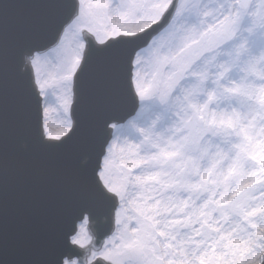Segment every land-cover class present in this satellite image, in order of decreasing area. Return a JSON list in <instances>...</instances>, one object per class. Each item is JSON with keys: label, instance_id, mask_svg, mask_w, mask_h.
Here are the masks:
<instances>
[{"label": "snow or ice", "instance_id": "6c2138e0", "mask_svg": "<svg viewBox=\"0 0 264 264\" xmlns=\"http://www.w3.org/2000/svg\"><path fill=\"white\" fill-rule=\"evenodd\" d=\"M0 264H264V0H0Z\"/></svg>", "mask_w": 264, "mask_h": 264}]
</instances>
